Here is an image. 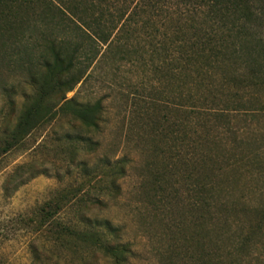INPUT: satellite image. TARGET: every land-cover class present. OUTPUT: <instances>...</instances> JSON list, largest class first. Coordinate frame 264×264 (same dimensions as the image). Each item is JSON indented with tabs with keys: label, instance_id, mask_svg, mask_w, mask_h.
<instances>
[{
	"label": "trees",
	"instance_id": "obj_1",
	"mask_svg": "<svg viewBox=\"0 0 264 264\" xmlns=\"http://www.w3.org/2000/svg\"><path fill=\"white\" fill-rule=\"evenodd\" d=\"M0 22L1 31L31 42L24 64L32 87L14 128L0 138V158L57 112H68L75 122L67 137L94 151L100 146L93 136L100 130L102 101L81 103L74 96L66 99V93L103 60L149 63L170 101L160 117L149 118L153 133L165 139L164 149L153 141L148 150L166 161L157 173L180 176L185 186L196 224V264L263 263L258 251L264 248V201L249 203L236 193L243 176L261 177V152L258 147L243 152V133L232 119L255 116L264 104L259 95L264 92V0H0ZM215 130L228 132L233 147L217 141ZM250 139L247 146L255 143ZM101 161L100 173L114 196L125 158ZM246 165L253 170L244 171ZM24 168L18 165L8 179L22 176ZM61 207L46 202L34 210L36 218H26V226L42 232L54 225L67 233L69 227L57 218ZM243 213L250 218L246 225ZM86 225L98 239L92 255L77 264H94L98 253L117 264L126 259L130 249L119 243L118 226L104 221L103 231ZM29 251L31 264L54 258L38 245L30 244Z\"/></svg>",
	"mask_w": 264,
	"mask_h": 264
},
{
	"label": "rangeland",
	"instance_id": "obj_2",
	"mask_svg": "<svg viewBox=\"0 0 264 264\" xmlns=\"http://www.w3.org/2000/svg\"><path fill=\"white\" fill-rule=\"evenodd\" d=\"M261 33L264 36V25ZM30 45L0 30V138L14 128L32 95L24 64ZM89 70L91 75L66 93V99L102 101L100 130L93 136L99 147L87 152L81 141L67 137L68 132L74 133L70 127L73 121L68 112H57L0 158V263L31 264L32 244L54 256L48 264H77L92 255L98 239L86 223L103 230L102 223L110 221L121 231L119 243L130 249L120 264H196V224L187 207L185 186L180 176L157 173L166 161L162 154L148 150L153 141L164 149V137L153 133V123H149L151 116L160 117L170 101L162 93L164 81L159 82L149 63L137 60L106 59ZM259 95L264 101V92ZM156 102L162 106H155ZM253 114L242 113L232 119L238 133H243V152L255 147L261 152V177L243 176L236 192L249 203L264 201V104ZM218 131L216 140L233 147L229 133ZM247 138L255 143L247 146ZM103 156L111 161L124 157L126 161L114 196L108 177L100 173ZM21 164L23 175L8 179ZM250 170L252 166L246 165L244 171ZM254 190L261 199L251 192ZM48 201L62 206L57 218L69 227L67 233H58L59 227L54 225L42 232L26 226V218L32 214L36 218L34 210ZM242 217L243 224H248V214ZM258 252L260 264H264V248ZM94 264L117 262L98 253Z\"/></svg>",
	"mask_w": 264,
	"mask_h": 264
}]
</instances>
